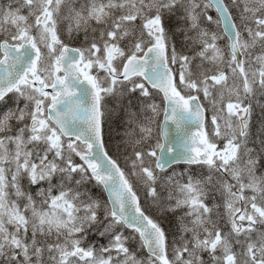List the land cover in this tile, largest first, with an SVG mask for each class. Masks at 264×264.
<instances>
[{
  "label": "snow or ice",
  "instance_id": "snow-or-ice-1",
  "mask_svg": "<svg viewBox=\"0 0 264 264\" xmlns=\"http://www.w3.org/2000/svg\"><path fill=\"white\" fill-rule=\"evenodd\" d=\"M0 264H264V0L0 4Z\"/></svg>",
  "mask_w": 264,
  "mask_h": 264
},
{
  "label": "trees",
  "instance_id": "trees-1",
  "mask_svg": "<svg viewBox=\"0 0 264 264\" xmlns=\"http://www.w3.org/2000/svg\"><path fill=\"white\" fill-rule=\"evenodd\" d=\"M157 100H159V102H160L159 97L157 98ZM116 134H117V132H116V130H114L113 133H112V139L110 140V143H111L112 148H113L114 151H115L116 145L119 142V137ZM116 154L118 156L120 155L119 153H116ZM121 162H122V157H121ZM165 223H166V226H167V221Z\"/></svg>",
  "mask_w": 264,
  "mask_h": 264
},
{
  "label": "rangeland",
  "instance_id": "rangeland-1",
  "mask_svg": "<svg viewBox=\"0 0 264 264\" xmlns=\"http://www.w3.org/2000/svg\"><path fill=\"white\" fill-rule=\"evenodd\" d=\"M221 43H223V41L221 42ZM157 103H159V101L157 100ZM117 135V134H116Z\"/></svg>",
  "mask_w": 264,
  "mask_h": 264
}]
</instances>
